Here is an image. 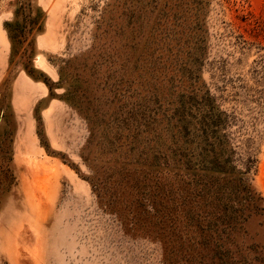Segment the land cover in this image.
Masks as SVG:
<instances>
[{
    "label": "rangeland",
    "instance_id": "374dc122",
    "mask_svg": "<svg viewBox=\"0 0 264 264\" xmlns=\"http://www.w3.org/2000/svg\"><path fill=\"white\" fill-rule=\"evenodd\" d=\"M0 264H264V0H0Z\"/></svg>",
    "mask_w": 264,
    "mask_h": 264
},
{
    "label": "trees",
    "instance_id": "16d2710c",
    "mask_svg": "<svg viewBox=\"0 0 264 264\" xmlns=\"http://www.w3.org/2000/svg\"><path fill=\"white\" fill-rule=\"evenodd\" d=\"M244 19H246V18H244ZM245 42V41H244Z\"/></svg>",
    "mask_w": 264,
    "mask_h": 264
}]
</instances>
